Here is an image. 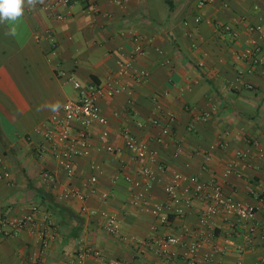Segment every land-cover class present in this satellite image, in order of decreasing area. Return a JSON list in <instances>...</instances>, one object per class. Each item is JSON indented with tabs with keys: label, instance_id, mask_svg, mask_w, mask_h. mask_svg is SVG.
<instances>
[{
	"label": "crops",
	"instance_id": "obj_1",
	"mask_svg": "<svg viewBox=\"0 0 264 264\" xmlns=\"http://www.w3.org/2000/svg\"><path fill=\"white\" fill-rule=\"evenodd\" d=\"M115 1L93 0L91 10L82 4L59 7L57 13L67 16L64 21L38 3L34 10L25 9L16 36L6 35L9 26L0 24V215L23 217L36 209L38 221L36 228L17 235L0 232V264H62L81 247L104 255L86 259L85 264H188L135 242L166 236L181 237L186 244L200 241L202 255L213 254L224 264L264 259V208L255 225L221 214L208 228L200 223L198 201L185 218L170 215L167 224L133 205V188L125 177H142L123 139L128 130L160 151L166 171H156L159 181L149 193L152 204L168 202L165 185L177 172L222 183L235 200L256 204L264 184V158L257 156L264 146V67L253 66L241 54L257 38L252 28L264 23V0H216L205 8H199L200 0H129L122 6ZM227 24L238 32L236 39L224 32ZM48 31L58 41L57 57L50 55ZM134 33L145 49L135 68L147 72L148 79H127L132 94L100 99L101 114L109 124L91 128L94 149L89 157L75 160L70 177L45 135L56 113L37 108L59 101L60 112L67 101L78 99L71 75L84 86L117 78L122 53L135 47ZM169 112L176 115L174 122L167 120ZM203 112L211 113L207 122L198 118ZM154 119L172 128L163 145L155 143L161 127ZM75 128L76 133L79 126ZM107 129L111 137L104 141ZM178 142L184 145L179 155ZM107 145L121 152L109 153ZM207 151L213 152L209 161ZM239 153L248 154L250 163L240 162L236 173L226 176ZM93 163L101 172L93 170ZM45 172L56 176V185L44 178ZM95 174L97 193L87 186ZM69 189L85 192L88 200H62L61 194ZM104 193L111 195L107 204ZM84 205L116 213L122 221L121 235L109 234L101 215L84 214ZM44 233L51 238L46 251Z\"/></svg>",
	"mask_w": 264,
	"mask_h": 264
},
{
	"label": "built area",
	"instance_id": "obj_2",
	"mask_svg": "<svg viewBox=\"0 0 264 264\" xmlns=\"http://www.w3.org/2000/svg\"><path fill=\"white\" fill-rule=\"evenodd\" d=\"M129 0H116L118 5H125ZM216 0H200L199 8H205L208 5L214 4ZM76 4H82L84 9L91 10L93 7V0H45L41 7L53 16L58 21H64L67 16L57 13L59 7L71 8ZM197 23L201 22V18L196 19ZM188 25V23H186ZM224 32L236 39L238 32L227 24L223 26ZM252 31L256 33L257 38L251 40L250 46L245 49L241 56L242 59L250 61L253 66L264 67V23L253 27ZM48 37L51 42L50 55L57 57L59 53V44L52 31H48ZM135 47L130 53H122L118 61V74L117 78L111 79L105 83H92L84 86L73 75L69 80L74 84L76 90L79 91V98L69 100L65 103L62 110L54 114L50 119V126L46 129V138L51 144L54 153L58 157L61 168L72 177L75 174V160L78 158L89 157L94 149L92 142L91 128L99 123L103 126H108L109 120L101 114L99 101L105 96H114L127 91L132 94L130 82L126 83L127 79H132L133 82H143L148 79L149 74L145 71H140L135 68V60L145 54V49L142 44V39L139 35L134 33ZM62 76H67V73L62 71ZM157 110H161V106L157 99L155 100ZM211 117V113L203 112L198 118L201 121L207 122ZM167 120L171 123L176 120L174 113L166 114ZM154 125L161 127V132L155 138L157 145L166 143V139L172 136V128L170 124L163 125L159 119H154ZM140 127L144 124L140 122ZM75 126H79L78 131L75 133ZM111 137L109 129L103 132L102 138L104 141ZM123 139L125 147L129 150L135 160L139 163V175L141 179H133L132 177H125V181L132 185L133 198L131 203L133 205L142 206L143 209L156 216L163 224L169 222L170 215H175L179 218H185L188 210L192 209L195 201L201 203L199 218L203 226L210 228V222L213 218L225 214L227 216H235L243 223H252L255 225L257 215L264 208V184L261 185L260 191L257 194V203H242L234 199V197L226 191L224 184L219 182H205L200 178L189 175L187 173L177 172L172 178L171 182L165 185V192L168 196V202L165 204L156 203L152 204L149 193L154 183L159 181L156 171L164 173L166 167L160 159V151L157 148L150 146L149 143L139 139L132 132L125 130L123 132ZM106 150L109 153L119 154L121 151L107 145ZM184 151L182 142L176 143V154L179 155ZM43 149L38 151L40 157H43ZM212 151L205 152L204 156L207 161L212 158ZM259 158H264V146L258 150ZM251 157L245 153L237 154L236 161L230 163L226 169V176H230L239 168L240 162L250 163ZM250 166V164L248 165ZM189 165L186 168L189 169ZM92 168L94 171L101 172L98 164L93 163ZM9 176L8 174L6 175ZM44 178L47 181L56 185V176L51 172H45ZM99 176L93 175L90 182L87 184L93 193H97V182ZM143 179V180H142ZM185 194V195H184ZM109 193L102 194V199L105 204L110 200ZM60 198L64 201L71 199H78L85 203L89 195L83 191L66 190L61 194ZM36 209L33 213L23 217H9L0 215V232L6 236L17 235L22 229H34L38 225L36 217ZM82 212L88 216L101 215L105 230L111 235H121L122 221L116 214L106 210L97 211L91 209L86 205L83 206ZM255 227H253L252 231ZM212 236V231H209ZM190 234V231H187ZM43 250L46 251L51 246V238L44 233L41 237ZM139 246H148L150 249L155 250L158 255L168 260L182 259L188 264H224L217 262L215 255H202L201 242L196 241L191 244L184 243L181 237L166 236L155 240L140 241L135 240ZM179 248H183L180 252ZM240 252L243 251V246L239 247ZM104 259L101 251L94 250L87 247H81L71 259L64 261L62 264H85V260L89 258ZM118 264V263H115ZM252 264H264V259L256 261Z\"/></svg>",
	"mask_w": 264,
	"mask_h": 264
},
{
	"label": "clouds",
	"instance_id": "obj_3",
	"mask_svg": "<svg viewBox=\"0 0 264 264\" xmlns=\"http://www.w3.org/2000/svg\"><path fill=\"white\" fill-rule=\"evenodd\" d=\"M43 4L44 0H0V24L9 26L6 35H17V28L22 22L25 9L34 10L37 4ZM62 107L59 101L38 106L37 111L49 110L59 112Z\"/></svg>",
	"mask_w": 264,
	"mask_h": 264
}]
</instances>
